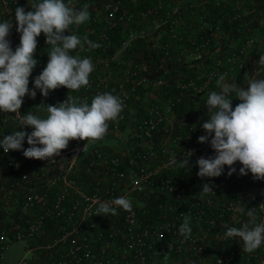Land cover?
<instances>
[{"label": "built area", "instance_id": "1", "mask_svg": "<svg viewBox=\"0 0 264 264\" xmlns=\"http://www.w3.org/2000/svg\"><path fill=\"white\" fill-rule=\"evenodd\" d=\"M149 1L151 3L147 0H71V6L78 10L87 5L90 19L71 26L65 34L77 35L82 43L86 36L99 45L90 48L85 43L82 49L78 46L70 53L80 59L89 58L94 66L89 84L78 91L62 86L50 90L45 98L35 89V78L47 66L51 51L46 35L42 32L37 37L34 58L39 63L29 77V89H35L37 94L35 98L24 97L20 115L32 113L47 118L46 105H58L68 96L90 105L96 95L111 93L120 98L123 110L117 120L108 122V130L116 140L114 145L123 141L128 144L119 149L101 145L91 149L95 141L71 140L59 156L48 161L24 156V149L30 147L27 137L21 150L5 153L0 147V205L19 203L18 208L8 210L10 214L18 209L17 215L10 216L9 226L0 227V264L10 242L18 239L24 241L26 253L13 264H147L156 261L166 264L182 252L190 257L201 255L199 259L188 258L187 264H232L236 258L259 259V264H264V244L252 253L243 252L239 245L224 247L221 244L211 251L214 216L228 212L239 218V209L243 208L240 198H224L222 184L233 186L253 174L249 171L241 175L239 169L243 165L239 161L234 165L237 171L231 176L227 165L219 177L202 178L197 174L198 159L201 156L212 158L216 154L211 137L207 143L198 139L207 135L203 124L210 119L208 110L195 117L183 116L171 126H164L168 110L184 95L202 90V84H197L202 75L177 85L165 102L154 97L139 114L134 115L130 107L133 91L151 78L130 60L115 61L113 35L118 34L121 43L148 37L150 31L146 27L131 26L146 18L162 24L169 37L176 38L182 23L177 8L168 6L164 0ZM225 1L212 0L217 7H223ZM39 2L41 0H0V23L6 21L13 25L7 37L13 51L20 45L22 35L17 31L15 9L24 7L25 11H30L32 5ZM139 2L142 4L136 10L130 9V3ZM255 37L253 33L248 34L236 51L217 59L209 76L242 70L245 67L243 56ZM113 62L117 64L115 71L111 68ZM162 80L157 78L155 83ZM241 102L233 95V110ZM19 130V117L0 110V139ZM22 130L31 133L34 128L26 126ZM188 150H194L189 167L179 169L177 163ZM204 183H210L214 192L202 194ZM150 193L163 197L153 207L147 206ZM121 196L131 200V212L117 208V215L94 214L100 203H110ZM250 209L256 223H264V188L261 193L251 192ZM148 213L151 220L144 222L143 214ZM186 216L197 224L192 227L190 239L179 233ZM225 232L216 233L219 240H239L226 238ZM174 264L180 263L174 260Z\"/></svg>", "mask_w": 264, "mask_h": 264}, {"label": "clouds", "instance_id": "2", "mask_svg": "<svg viewBox=\"0 0 264 264\" xmlns=\"http://www.w3.org/2000/svg\"><path fill=\"white\" fill-rule=\"evenodd\" d=\"M90 19L88 6L76 9L71 6V0H41L32 5V10L24 7L15 9L17 31L21 35L20 45L13 51L10 40V30L13 27L8 22L0 23V110L4 113H15L19 117L21 130L5 135L0 139V147L4 152L23 149L27 137L30 145L24 149L27 158L49 160L61 154L71 140L100 141L106 136L109 121L117 120L123 110L119 97L104 93L96 95L89 105L76 98L68 96L67 100L58 105H46L47 118H39L28 113L20 115L24 97L35 98L39 89L46 98L50 90L66 87L78 91L89 84L90 74L94 70L89 58L80 59L71 55V51L81 49L87 43L90 48L99 47L84 37V42L74 34L69 33L70 27L79 26ZM47 37L46 43L51 46L50 59L42 73L35 78V89H29V77L39 63L34 58L37 50V37L41 33ZM259 64L264 65V55ZM219 91L209 94L206 105L210 119L203 124L207 135L200 136L199 142L210 143L215 150V156H201L199 165L200 177H219L224 172V166H229L228 175L237 171L234 167L239 161L243 167L241 175L250 171L253 178L264 180V79L252 80L247 88H241L236 83H226L221 75L216 81ZM233 95L242 102L233 110ZM42 105H45L41 103ZM33 126L28 133L22 130ZM214 133V135H213ZM194 150H188L181 159V165L189 167ZM202 194L214 192L210 183L202 185ZM117 208L131 212L133 205L127 197H117L109 202H102L94 214L106 216L117 215ZM239 211L243 212L241 208ZM250 218L242 228L222 227L227 229L226 238H239L243 242V252L252 253L264 244V223L257 224L252 209L247 211ZM190 217H184L179 228L180 235L190 239L192 227ZM249 225H254L250 227ZM162 239V238H161Z\"/></svg>", "mask_w": 264, "mask_h": 264}, {"label": "crops", "instance_id": "3", "mask_svg": "<svg viewBox=\"0 0 264 264\" xmlns=\"http://www.w3.org/2000/svg\"><path fill=\"white\" fill-rule=\"evenodd\" d=\"M164 2L170 7L177 8L182 15V23L178 28L180 32V36L178 38H170L167 32L165 31V27L162 24H158L152 20L143 18L138 23H132L131 26L134 28L135 27H146L150 31V35L146 38H133L129 41H126L125 43H121L119 36L116 35L114 38L115 39V49H116L114 57L117 58L115 60L116 62L127 61V60L134 62L139 68V70L143 73L144 71L141 67L142 64L140 60H137V58L141 59V57H143V52L137 49L133 50L136 43L140 42L141 44H144V45L147 44L152 49L159 47L162 50H163L164 45L166 44L170 45L171 47L170 57H174L178 60L188 61L185 69H177L174 71L176 73L173 78V86L175 88L180 83L187 81L189 78L192 77V75H189L191 73L190 68L193 67L190 61L200 56V53H201L199 50H195L189 47V44H192L195 41H197L195 39V34L199 32V26L201 25V22L197 21V16L195 15V12L199 10V11H205L206 14H208L213 11H220V12L227 11L229 12L227 13L228 21L231 22L235 19L242 18V16L244 17L246 15L254 13L257 10L258 3H259L258 0H226L223 6L224 9H223L222 6L221 7L214 6L212 0H164ZM141 4L142 3L140 2L130 3L129 4L130 9L136 10L138 5H141ZM206 24L210 25L211 22L208 21ZM215 33L210 38L200 35L197 42H199V44L201 45H206L208 43H211L210 41L212 40L210 39H213V42H222L223 40H225V36L221 35L220 32L217 31ZM183 34H185L184 37H183ZM254 34L256 36L255 41L247 48L243 56L245 66H247L248 63L253 64L254 61H257L260 58L261 54L264 52V35L263 34L259 35V33L256 34V32ZM228 41H229L228 43L230 46L225 51V53H222L216 59H224L228 54H230L233 51H236L243 40L241 41L240 39L236 40L232 38V39H229ZM141 44H137V45L141 47ZM196 47H199V46H196ZM204 47H207V46H204ZM205 49L206 48H203L202 50H205ZM116 65L117 64L115 62H113L111 65V68L114 71L116 70L115 69ZM212 69H214V66L213 67L204 66V67H201L200 72L196 74V77L198 75H202L203 77L202 79L197 80V84L199 85L202 84V90L200 92L205 93L206 100L211 92L219 90L216 84V81L219 79L221 75L225 76L226 83H235L239 80L244 79L245 74L243 73L246 70V67L242 69L243 73L240 72L241 71L240 70L239 72L235 71L233 73H224V74H219L216 76H209ZM205 79L207 80L206 82H204ZM148 83L149 81L143 84H139L136 87V90L133 91L130 97V100H129L132 111L136 109L137 105L141 107L142 109L145 108L148 105V102L153 100L154 97H157V98L159 97L162 100V102H165L167 100V97L169 96L168 91L173 88V86L170 87V89L169 88L165 89L161 87V89L157 88L158 90L155 89L156 91H153L154 89L153 87L150 86V88H147ZM212 84H215L214 90L211 89ZM141 92H142V96L141 94L139 95V93ZM196 93L198 92L191 91V94H192L191 99L194 98V94ZM194 109H195L194 105L191 104L188 108H185L182 115H179L178 113L179 110H177L176 108L168 110L166 113L164 126L165 127L171 126L174 121H176L178 118H181L183 116L195 117L197 115L202 114V112H200L197 115H191ZM110 138L113 139V142L111 141L109 142V144L114 145V143L116 142L115 138H113V136H110ZM240 180L241 182L239 183V185L246 186V184H249V185L251 184L254 190L256 191V193H261L262 189L264 188V180H257V179H254L253 177H250V179L249 178L246 179L243 177ZM244 212L239 211V214H240L239 218L232 217L229 214L228 218L230 219H226L225 224L228 225V227H230L229 226L230 221H236L239 219H244V221H246L247 223L248 222L247 219H250V218L247 216V212L245 214L246 216L244 215ZM224 216H225V213L223 215H219L218 218H222ZM223 222L224 220L219 219L216 225V220H215L214 225L211 227V230L213 232L211 236L212 246H213V241H220V244L224 247H229L230 245H239L241 249H243V242L240 239L239 240H236V239L227 240L226 239L223 241L221 239L219 240V237L216 235V233L227 230L222 227L223 225H225L223 224ZM190 224H191V227L193 228L197 225L193 221H191ZM231 227H236V226L234 225ZM260 248H262V246ZM259 263H260L259 259H244V258H236L232 262V264H259ZM185 264H187V261L185 262Z\"/></svg>", "mask_w": 264, "mask_h": 264}, {"label": "trees", "instance_id": "4", "mask_svg": "<svg viewBox=\"0 0 264 264\" xmlns=\"http://www.w3.org/2000/svg\"><path fill=\"white\" fill-rule=\"evenodd\" d=\"M258 7L257 10L249 15L246 16H242V18H238L235 19L231 22L228 21L227 18V13L229 12H220V11H213L211 13L206 14L205 11H199L197 10L195 12V15L197 16V21L201 22V25L199 26V32L195 34V39L198 41V38L200 37V35L205 36V37H212L213 34L215 32H220L221 35L225 36V40H223L222 42H213V39H210L212 41H210L211 43H208L206 45H201L199 44V42L195 41L192 44H189L190 48H193L195 50H199L200 56H198L197 58H194L190 61V63L193 65V67L190 68V74L192 75V77H196V74H198L200 72L201 67L204 66H211L213 67L216 63V58L221 55L222 53H225V51L228 49L229 45V39H236V40H243L248 34H254L256 32L259 33V35L264 33V0H258ZM147 3H151L149 0H147ZM224 9V7H223ZM231 14V13H230ZM229 14V15H230ZM205 21H210L211 24L207 25ZM207 26V28H206ZM165 31L167 32L166 28ZM168 34V32H167ZM216 34V33H215ZM118 34H114L113 38H115V36ZM185 34H183L184 37ZM193 35V33H192ZM119 36V35H118ZM169 36V35H168ZM180 36V32H178V36L176 38H178ZM170 39V38H169ZM115 41V39H114ZM137 44H141L136 43V45L134 46V49L137 50H141L143 52V57H141L140 60L141 62V67L143 69V73L148 75L149 78H151L149 80V83L147 85V88L153 87V91H156L155 89L163 87L165 89L172 87L173 86V78L175 76V70L177 69H185L186 65L188 63V61H183V60H178L174 57H170V52H171V47L170 45L166 44L163 46V50L159 47H156L155 49H152L149 47V45H144L141 44V47L138 46ZM199 46V47H196ZM201 46V47H200ZM207 46V47H204ZM166 47V48H165ZM142 48V49H141ZM203 48H206L205 50H202ZM264 55V52L261 54ZM261 57V56H260ZM260 59V58H259ZM259 59L257 61H254L253 64L248 63L246 67V70L243 73V70H239L236 69L234 70L237 72H242L245 75H249L252 76V78L255 79H243V80H239L237 82H235L239 87L244 88V87H248L249 82L252 80H260V79H264V65H261L258 63ZM148 69H147V68ZM157 78H163L162 82L160 84H156L155 80ZM245 78V77H244ZM156 87V88H155ZM211 89L214 90L215 89V84L211 85ZM158 90V89H157ZM167 91V90H166ZM176 91V88L173 86V88L171 90L168 91V93L170 94V92H174ZM219 91V90H218ZM141 94L142 96V92L139 93V95ZM192 94H187L184 95V97L182 98V100H180L179 102L176 103V105L174 106V108H176L179 113V115H182L185 108H188L191 104L194 105V110L192 111L193 113L191 115H197L200 112L205 113L208 108L206 105V99H205V93L202 92H198L196 94H194V98L191 99ZM200 102V103H199ZM144 110V108L142 109L141 107H139L137 105L136 109L133 111L134 115L141 113ZM190 112V111H189ZM191 113V112H190ZM163 131V129H161ZM111 133L107 132L106 136L103 138V140L100 141H95L93 143V145L91 146V149L95 148L96 146H103V147H109V148H115V149H119L121 147L126 146L128 143H126L125 141L123 142H119L115 145H110L109 143H107L106 141L110 138ZM178 167L180 169V167H182L181 165V160L178 161ZM179 173L181 174H186V172L179 170ZM191 171L189 170L188 174L190 175ZM223 186V190L225 192L224 194V198H228V199H237L240 198V202L243 205V209H244V215L246 214V212L250 209V194L252 191H255L253 186L250 184H246V186H241L239 184H235L233 186H226L225 184H222ZM163 198L162 196H156L154 193H150V195L147 197V206L148 207H153L154 204L160 199ZM145 199V198H144ZM8 206V207H7ZM6 207H4L3 205H0V227L1 226H9L10 224V220L12 215H14V213L17 215L18 213V209H15L14 211H11L10 214L8 212V210L13 209L14 207H19V203L13 204V205H7ZM12 207V208H11ZM145 215V219L144 222H148L151 220V214H143ZM11 216V217H10ZM246 216V215H245ZM215 220H216V225L218 223V220H224L223 224L226 223V219H230L229 217V213L225 212V216L222 218H218L219 216H214ZM247 218V217H246ZM247 221H249V219H247ZM246 223V221H244V219H239L236 221H230V227L231 226H236L237 228L243 226ZM220 226V225H219ZM220 243L218 241H213V246L210 247L211 251L216 248L219 247ZM203 255L205 256L206 253H203ZM195 259V258H201L200 256H192L190 257V255L188 253H180V254H176L173 256V261H178L180 264H185V262L187 261V259ZM172 261V260H171ZM147 264H165V262H149ZM169 264V263H166Z\"/></svg>", "mask_w": 264, "mask_h": 264}, {"label": "rangeland", "instance_id": "5", "mask_svg": "<svg viewBox=\"0 0 264 264\" xmlns=\"http://www.w3.org/2000/svg\"><path fill=\"white\" fill-rule=\"evenodd\" d=\"M245 79H255L252 76L245 75ZM113 142L112 138H109L106 142ZM23 240L11 241L9 247L4 251L1 264H13L15 260L26 253V248L24 247ZM169 264H174V261H169Z\"/></svg>", "mask_w": 264, "mask_h": 264}]
</instances>
